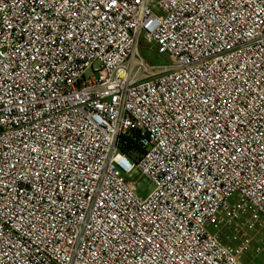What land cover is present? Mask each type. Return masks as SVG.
I'll use <instances>...</instances> for the list:
<instances>
[{"label": "built area", "instance_id": "built-area-1", "mask_svg": "<svg viewBox=\"0 0 264 264\" xmlns=\"http://www.w3.org/2000/svg\"><path fill=\"white\" fill-rule=\"evenodd\" d=\"M260 226L264 0H0V264H245Z\"/></svg>", "mask_w": 264, "mask_h": 264}, {"label": "rangeland", "instance_id": "rangeland-1", "mask_svg": "<svg viewBox=\"0 0 264 264\" xmlns=\"http://www.w3.org/2000/svg\"><path fill=\"white\" fill-rule=\"evenodd\" d=\"M138 53L140 56L144 57L146 62L153 66L158 68L157 70L160 71V67L162 65L170 64V59L166 54H159L157 47L153 44H148L147 42L141 41L138 47ZM156 70V71H157ZM134 180L138 181V188L140 190V193L145 196L147 195V191H150L153 189V186L150 185V183L144 178L140 177V173L138 170L134 172ZM228 232H222V235H226ZM256 235L261 236L264 238V227L260 226L258 227L254 233H252V236ZM255 244V243H254ZM245 264H264V252L255 255V257H252L250 255H247L244 259Z\"/></svg>", "mask_w": 264, "mask_h": 264}, {"label": "trees", "instance_id": "trees-1", "mask_svg": "<svg viewBox=\"0 0 264 264\" xmlns=\"http://www.w3.org/2000/svg\"><path fill=\"white\" fill-rule=\"evenodd\" d=\"M123 149L131 156L135 157L137 153L141 152V148L133 143L130 139L124 141Z\"/></svg>", "mask_w": 264, "mask_h": 264}]
</instances>
